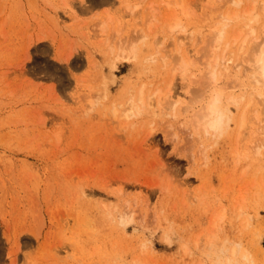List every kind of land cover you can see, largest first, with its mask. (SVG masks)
I'll return each instance as SVG.
<instances>
[{
  "label": "rangeland",
  "instance_id": "obj_1",
  "mask_svg": "<svg viewBox=\"0 0 264 264\" xmlns=\"http://www.w3.org/2000/svg\"><path fill=\"white\" fill-rule=\"evenodd\" d=\"M166 1L74 0L73 18L63 0H0V264H264V129L207 132L183 109L227 12L217 88L259 91L236 64L264 16ZM171 81L175 107L155 94Z\"/></svg>",
  "mask_w": 264,
  "mask_h": 264
},
{
  "label": "bare ground",
  "instance_id": "obj_2",
  "mask_svg": "<svg viewBox=\"0 0 264 264\" xmlns=\"http://www.w3.org/2000/svg\"><path fill=\"white\" fill-rule=\"evenodd\" d=\"M73 1L63 0V4L66 6L69 15L73 16L74 18L76 17L75 14L78 13L76 11L78 5ZM79 1L81 3L86 2V0ZM162 2L166 3L169 7H172L171 2H167L166 0H162ZM235 2L236 4L241 5L243 0H236ZM178 5L183 7V1H180ZM126 6L130 8V2H126ZM139 6L140 5L134 6L132 11L135 12ZM258 6L259 4L257 3V0H253L250 8L246 9L245 11L247 15H249L250 23L259 20V18L264 16V1L260 4L259 11L257 12L256 10ZM153 7L156 6L153 5L152 8ZM183 8L182 10L187 12ZM155 11L156 9L153 8V11H151L148 17L147 24H149V26L155 22ZM58 14L59 13L56 14V20H59ZM234 16H238V13L227 12L224 15L225 21L222 28L217 29L204 46L208 71L207 73H204L203 75L201 74L200 76L194 75V82L199 83V86L191 95L190 103L183 107V109L186 110L189 106L192 108L195 107V110L192 112V122L197 126V128H201L207 132L212 131L213 133H222L231 126L232 121H235L238 124V133L240 135L246 129L249 118H254L257 123H260L257 127L258 129H264V117L262 118L258 112L254 115H250L249 111L250 107L255 103L256 95L260 96V102L264 107V25L258 29L256 25H251L249 23L247 24L251 27L248 33L245 35V40L240 45V50H243L244 48L246 49L241 54L238 64H236L237 67H243L244 70H247L251 73L252 81L258 86L259 91H249L248 93L244 92L240 94H234L227 91L223 92L217 88L216 85L218 81L217 67L220 64L225 63L221 62L215 51L220 48L221 41L226 35V26L234 18ZM176 26L178 25L176 24ZM239 35H242V32H240ZM132 48L133 46L124 47L125 50H122L119 56L130 58L135 54ZM174 92L173 81H171L165 93L161 90H158L155 94H166L168 96L167 103L170 104L171 107H175V105L180 100L177 99V94ZM153 98L154 97L152 96L150 98L151 105H153ZM139 101L144 102L143 92H141L139 96ZM133 106L135 109L138 108L139 104L137 103V100L133 102ZM232 106H234L238 111V117H234ZM117 116L118 113L117 110H115L113 117L116 118ZM125 116L128 115L125 113ZM220 217H223V212L220 214ZM216 251L226 253L228 262H232L233 256L238 253V247L235 245L231 247H224V245H221L216 249Z\"/></svg>",
  "mask_w": 264,
  "mask_h": 264
}]
</instances>
